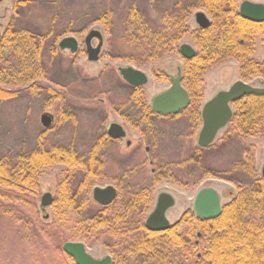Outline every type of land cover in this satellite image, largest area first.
Here are the masks:
<instances>
[{
	"label": "trees",
	"instance_id": "1",
	"mask_svg": "<svg viewBox=\"0 0 264 264\" xmlns=\"http://www.w3.org/2000/svg\"><path fill=\"white\" fill-rule=\"evenodd\" d=\"M25 3L13 0V11ZM239 5V0H174L155 8L154 22L132 5L119 18L118 34L114 33L112 11L98 21L109 31V57L140 65L177 53L181 42L192 37L197 53L186 62L184 85L191 104L184 114L195 127L201 121L209 70L235 59L242 78L264 77V61L253 58L258 38L264 49V21L244 19ZM198 11H204L211 24L192 31L188 22ZM70 33L77 32L68 27L61 33H36L15 20L5 27L0 24V84L35 93V82L47 75L43 57L48 42ZM57 51L58 47L53 49L54 54ZM17 93L0 89V100L15 99ZM236 107L229 135L243 140L262 135L264 96H246ZM108 142V137H101L87 155L74 149L41 148L0 160V264H76L63 246L77 240L102 242L113 254L114 264H264V178L248 185L237 182L235 200L216 220L195 221L189 212L182 220L186 231L179 233L177 226L163 233L149 232L142 219L152 200L150 188L136 190L132 197L108 208L89 196L104 178L106 167L100 156ZM56 165L67 170L57 185L52 215L41 218L40 177L44 169ZM252 167L246 161L234 169L249 171ZM196 226L201 233L199 245Z\"/></svg>",
	"mask_w": 264,
	"mask_h": 264
},
{
	"label": "rangeland",
	"instance_id": "2",
	"mask_svg": "<svg viewBox=\"0 0 264 264\" xmlns=\"http://www.w3.org/2000/svg\"><path fill=\"white\" fill-rule=\"evenodd\" d=\"M24 1L25 6L15 13L13 0H0V24L3 27L15 20L17 25L36 33L51 30L61 33L68 27L77 33L62 35L58 41L48 42L43 57L47 75L35 82V93L0 84V89L18 92L15 99L0 100V160L15 159L41 148L74 149L80 155H87L99 139L106 136L110 123L123 124L128 133L127 139H108L106 149L100 156L106 167L104 178L92 190L96 187L114 186L122 194L121 201L128 198L132 190L142 188L153 189L154 202L161 193H169L176 200V206L167 213L171 223L177 222L186 209L193 210L195 198L201 190H216L224 205L231 200L228 195L231 193L233 196L238 191L237 182L248 185L262 175L264 133L243 140L236 135H229L227 128L219 133L214 146L201 150L197 140L202 126L192 132L187 116L159 122L157 128L160 134L156 140L151 136L145 139L140 132L125 125L120 117L115 103L119 105L121 101L125 102L126 87L120 77L114 75L118 68L132 67L145 73L149 78L147 93L153 98L168 88L167 84L156 79V75L163 69L175 74V67L181 62L176 53L145 65L135 64L124 58L109 57V31L98 20L104 13L112 11L114 33L118 34L119 18L129 6H138L149 21L154 22L155 8L174 0ZM243 1L264 4V0H240L241 3ZM195 13L188 22L192 31L198 27ZM94 29L101 31L104 38L102 57L98 62L89 61L85 53V38ZM70 36L78 40L81 48L75 56L69 50L59 48L60 41ZM183 43L196 47L191 36L186 37L181 42ZM93 45L97 46L98 41H93ZM56 47L58 51L54 54L53 49ZM254 58L264 60V49L259 38ZM239 72L240 64L236 60L222 62L209 70L205 76V99L202 105L218 92L226 91L235 82L243 80ZM109 74L113 78H109ZM258 79L262 77H253L250 84L262 87L257 82ZM121 112L128 115L130 108ZM46 113L53 116V125L49 129L44 128L41 123V118ZM126 140L133 141L134 146L126 148ZM146 147L151 149L150 152L145 151ZM134 148H138L140 153L134 158V162L129 163L127 160L135 151ZM246 161L252 162L251 170L235 171V167ZM126 169L132 170V176L122 181L121 173ZM66 170L62 165L44 169L40 177L39 205L44 194H55ZM211 172L214 175H210ZM92 190L89 196L93 199ZM152 210L153 204L143 216L144 220ZM46 214L52 215L51 208H46L39 215L42 218ZM184 228H181V232ZM75 242L84 243L87 253L94 259L102 260L110 256L102 242Z\"/></svg>",
	"mask_w": 264,
	"mask_h": 264
},
{
	"label": "water",
	"instance_id": "3",
	"mask_svg": "<svg viewBox=\"0 0 264 264\" xmlns=\"http://www.w3.org/2000/svg\"><path fill=\"white\" fill-rule=\"evenodd\" d=\"M241 15L244 19L261 22L264 20V5L251 2H245L241 6ZM196 20L198 25L205 29L211 24V20L203 11L196 13ZM96 38L99 40V45L93 48L91 41ZM89 60L96 62L99 60V54L103 46V34L99 30H92L86 38ZM59 48L63 51L69 50L72 53L79 49L78 40L73 37H65L59 43ZM183 55L187 59H192L196 52L189 46L184 45L181 49ZM121 74L131 84L144 85L147 83V76L134 68L121 69ZM246 95H264V88H254L251 85L238 81L229 90L218 93L212 100L207 102L202 110L203 128L199 136V146L207 148L214 143L219 131L223 129L232 119L233 110L230 104L237 102L241 97ZM189 95L185 88L178 82L168 91L158 95L153 103L154 110L160 114L179 113L186 109L189 105ZM41 123L44 128L49 129L53 125V116L51 114H44L41 118ZM110 133L114 137L124 136V132L119 125H113ZM264 175V168H263ZM117 197L116 189L113 186L106 188L96 187L93 191V198L101 205L111 204ZM53 203V196L51 193H46L42 197L41 207L43 210L50 208ZM174 205L173 198L167 194H161L156 210L151 214L147 220L146 226L150 230H165L170 227V223L166 218V211ZM195 211L199 218L204 220H213L221 214V204L219 195L216 190L212 188H205L199 192L195 201ZM46 219L49 215H46ZM66 254L71 256L76 264H112L111 258L105 260H96L88 253L84 243L81 242H67L63 246Z\"/></svg>",
	"mask_w": 264,
	"mask_h": 264
},
{
	"label": "flooded vegetation",
	"instance_id": "4",
	"mask_svg": "<svg viewBox=\"0 0 264 264\" xmlns=\"http://www.w3.org/2000/svg\"><path fill=\"white\" fill-rule=\"evenodd\" d=\"M245 2H251V3H256V4H260V3H257V2H253V1H243L242 3L240 2V0H239V3H240V5H239V12L241 11V6H242V4L243 3H245ZM262 5H264V4H262ZM197 13V12H196ZM196 13H195V20H196ZM240 14H241V12H240ZM208 16V15H207ZM242 16V15H241ZM209 17V16H208ZM209 19H210V17H209ZM250 21V20H249ZM264 21V20H263ZM263 21H261V22H263ZM252 22H254V21H252ZM196 23H197V20H196ZM257 23H260V22H257ZM197 25H198V23H197ZM198 29H203V28H201L199 25H198V27L195 29V30H198ZM205 29H207V28H205ZM89 35V34H88ZM87 35V36H88ZM87 36H86V38H87ZM86 38H85V41H84V43H85V53H86V55H87V59L89 60V54H88V48H87V42H86ZM93 41H98V45H99V40L98 39H96V38H94L92 41H91V44H92V46H93V48H97L98 47V45L97 46H94L93 45ZM257 42V41H256ZM103 45H104V38H103ZM184 45H189V46H191L190 44H186V43H183V44H180V46H179V51L176 53L177 54V56H178V58H179V60H180V62H181V64H177L176 65V67H175V70H176V72H175V74H173V73H170V72H168V71H166L165 69H163L162 71H161V73L160 74H157L156 75V79L159 81V82H161V83H163V84H167L168 85V88L166 89V90H164L163 92H161L160 94H162V93H164V92H166V91H168L169 89H171L173 86H174V83L175 82H178L183 88H185L186 90H187V88L185 87V85H184V77H185V67H186V62H187V60H192L195 56H196V54H195V56L192 58V59H187L184 55H183V53H182V51H181V49H182V47L184 46ZM194 50H195V52L197 53V47H193V46H191ZM80 46H79V49L77 50V52H75V53H72V52H70L72 55H77L78 53H79V51H80ZM102 52H103V46H102V48H101V52H100V54H99V60L98 61H100L101 60V57H102ZM254 55H255V52H254V54H253V58H254ZM255 60H256V58H254ZM229 60H235V59H229ZM90 61V60H89ZM98 61H96V62H98ZM228 61V60H227ZM227 61H224L223 63H225V62H227ZM237 61V60H236ZM258 61H260V60H258ZM264 61V60H263ZM95 62V61H94ZM239 63V62H238ZM240 64V63H239ZM129 68H132V67H129ZM121 69H124V68H118V70H117V72H115V74L114 73H112V74H114L115 76H119L120 77V79L125 83L124 85H125V87H126V91H125V93H126V98H124L125 99V102H120L119 103V105L117 104V103H115V105H117V109H119V110H126L128 107L130 108V113L127 115V114H125V113H123V112H121V111H119L118 110V113H119V115H120V117L123 119V122H124V124L125 125H127L128 127H130L131 129H133V130H136L137 132H140L143 136H144V138L145 139H149L148 138V136H151L154 140H156L157 139V137L159 136V134H160V132H159V130H158V128H157V126L159 125V122H166V121H170V120H172L173 118H178V117H183V116H187V115H185L184 114V112L188 109V107L190 106V104H191V96H190V93H189V91L187 90V92H188V95H189V99H190V101H189V105H188V107L186 108V109H184V110H182V111H180L179 113H166V114H160V113H157L155 110H154V107H153V103H154V100H155V98L158 96V95H160V94H158V95H156V96H154L153 98H150L149 96H148V93H147V86H148V84H149V78H148V76H147V79H148V81H147V83L146 84H144V85H134V84H131V83H129L125 78H124V76L121 74ZM135 69V68H134ZM135 70H138V69H135ZM139 71H141V70H139ZM142 72V71H141ZM240 73V72H239ZM259 78H261V76H258ZM256 78V77H255ZM263 78L264 77H262V79H258L257 80V82L262 86V87H255L254 85H251L250 84V82H251V80L253 79V78H251V79H249V80H247V79H244V78H242L243 80H239V81H242V82H245V83H247V84H249V85H251L252 87H254V88H264V80H263ZM238 82V81H237ZM236 83V82H235ZM234 83V84H235ZM233 84V85H234ZM233 85H231L229 88H228V90L233 86ZM205 86H206V84H205ZM225 91V90H224ZM222 92V91H221ZM218 93H220V92H218ZM217 93V94H218ZM216 94V95H217ZM246 96H250V95H246ZM246 96H243V97H241L237 102H235V103H232V104H230V107L232 108V110H233V117H234V114H235V112H236V110H237V107H236V104L237 103H239L244 97H246ZM254 96H257V95H254ZM264 96V95H263ZM257 97H262V96H257ZM204 99H205V94H204ZM204 99H203V102H204ZM213 99V98H212ZM212 99H210V100H212ZM210 100H208V101H206L203 105H201V107H200V114H201V121H200V123L197 125V126H195V127H193V124H192V121L190 120V118H189V120H190V125H191V130H192V132H194L195 130L197 131L198 130V128H199V126L201 125L202 127H201V129H200V131H199V135H198V140H197V144H198V147L201 149V150H205V149H208V148H211L212 146H214L215 145V142H216V140H217V137H218V135H219V133L222 131V130H224V129H227V128H229V126H230V124H231V122H232V120H233V117H232V119H231V121L223 128V129H221L220 131H219V133H218V135H217V137H216V139H215V141H214V143L213 144H211L210 146H208L207 148H202V147H200L199 146V143H198V141H199V136H200V133H201V130H202V128H203V118H202V110H203V107H204V105L207 103V102H209ZM113 125H119L121 128H122V130H123V132H124V136H122V137H114V136H112L111 135V133H110V129H111V127L113 126ZM228 132H229V129H228ZM127 130H126V128H125V126L123 125V124H120V123H117V122H112V123H110L109 125H108V128H107V132H106V137H108V139H110V140H113V141H121V140H125V139H127ZM257 137V136H256ZM253 138V137H252ZM246 140V139H245ZM134 146V143H133V141H131V140H126V148H132ZM134 152L132 153V154H130L129 155V157H128V162L129 163H132V162H134V158L135 157H137V155L140 153V150L138 149V148H134ZM150 148L149 147H146L145 148V151L146 152H150ZM151 164H153V162H151ZM124 166V165H123ZM263 168H264V166H263ZM263 168H262V175L259 177V178H264V175H263ZM131 173H132V170H130V169H126V170H123L122 171V173H121V180L122 181H125L126 179L128 180V179H130L131 178ZM114 187V186H113ZM115 188V187H114ZM148 188H150L151 189V187H148ZM95 189V188H94ZM94 189L92 190V194H93V191H94ZM116 189V192H117V197H116V199L111 203V204H109V205H101V204H99L98 202H96L95 200H94V198H93V200L98 204V205H100V206H103V207H106V208H108L109 206H111L113 203H115L117 200H120V202H121V199H120V197L122 196V194L119 192V189H117V188H115ZM122 189V188H121ZM202 191V190H201ZM135 191H133L132 190V192H131V194H129L128 195V197H132L133 195V193H134ZM56 193V192H55ZM218 193V192H217ZM161 194H163V193H161ZM161 194L157 197V200H156V202H154V192H153V189H151L150 190V195H151V201H150V206H152V204H153V210H152V212L146 217V219L144 220V219H142V224L144 225V227H145V229L147 230V231H149V232H154V233H163V232H166V231H168V230H171V229H173V228H175V227H177V226H179V227H177V231L179 232V233H182L181 232V228L184 226L185 228H184V231H186V227H187V224L186 223H184V222H182V220H183V217H184V215H186L187 213H191V215L195 218V221H197V220H204V219H201V218H199L198 216H197V214H196V211H195V201H196V198H197V196H196V198H195V201H194V207H193V210H190V209H186L184 212H183V214L181 215V217H180V219L177 221V222H175V223H171V221L168 219V217H167V213L171 210V209H173L175 206H176V200H175V198L171 195V194H169V193H167V194H169L172 198H173V200H174V205L172 206V207H170L167 211H166V218H167V220L169 221V223H170V227L168 228V229H165V230H150V229H148L147 228V226H146V223H147V220L149 219V217L151 216V214L156 210V208H157V205H158V203H159V198H160V196H161ZM199 194V193H198ZM197 194V195H198ZM237 194H238V191H236V193H234V195L232 196V194L230 193L229 195H228V197H230V202L229 203H227V204H222V198L220 197V195H219V193H218V195H219V199H220V204H221V214H220V216L222 215V213H223V210H224V208H226V207H229V205H231L232 203H233V201L235 200V198H236V196H237ZM55 195V194H54ZM54 195H52L53 196V198H54ZM125 199V198H124ZM154 204H155V206H154ZM150 208V207H149ZM219 216V217H220ZM219 217H217V218H215V219H213V220H216V219H218ZM182 222V223H181ZM200 236H201V233L198 231V226H196V237H197V241H196V244L197 245H199V239H200ZM107 250H109L108 248H107ZM109 254H110V256H107L106 258H108V257H110L111 258V262H112V264H114V256H113V254L111 253V251L109 250ZM201 255H198V257H200ZM106 258H104V259H102V260H105ZM97 260V259H96ZM102 260H100V261H102Z\"/></svg>",
	"mask_w": 264,
	"mask_h": 264
}]
</instances>
